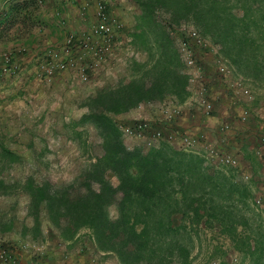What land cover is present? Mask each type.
Wrapping results in <instances>:
<instances>
[{
    "label": "rangeland",
    "instance_id": "obj_1",
    "mask_svg": "<svg viewBox=\"0 0 264 264\" xmlns=\"http://www.w3.org/2000/svg\"><path fill=\"white\" fill-rule=\"evenodd\" d=\"M87 1L90 5L95 0ZM101 1L122 23L119 45L87 82L68 76L75 85L65 92L57 87L49 90L33 83L26 85L16 78L19 75L7 77L12 81L9 87L0 81V242L11 249L21 243L34 247L42 240L69 243L70 250L77 244L102 257L103 264H122L113 251L97 247L89 229L80 227L72 236L63 234L42 205L33 208L25 185L47 184L51 189L89 179L95 189L97 177L115 185L116 178L108 166L97 163L103 154L104 135L91 118H84L89 114L86 103L100 90H115L130 80L149 83L154 73L170 65L167 70L175 69L177 75L186 77L177 95L164 92L159 99L107 114L128 150L138 149L142 154L174 150L196 156L197 172L208 177L202 184L205 196L214 200L217 213L221 209L223 216L220 224L209 218L182 234L187 261L173 259L158 264H250L257 254L254 241H264V205L254 207L251 203L259 186L250 182V191L244 195L239 185L248 187L235 169L219 162L218 153L235 152L241 170L258 176L264 148L255 149V133L249 131H257L264 124V0H214L211 11L210 0H163L149 14L141 6L145 0ZM64 3L58 0L57 6L38 7L42 18L48 15L47 26H32L33 36H41L40 32L66 11ZM79 12L82 16L76 17L74 24L78 21L86 27L91 11ZM222 23L228 24L227 28ZM62 29L64 35L66 27ZM13 35L16 38L12 39ZM26 38L21 24L20 29L16 24L8 27L0 34V50L22 46L24 54L29 55L33 48L26 45ZM169 46L175 59L167 63L169 55L165 53L172 55ZM241 87L250 90V99L239 95ZM204 102L211 104L209 113L204 112ZM240 107L250 112L247 124L236 121ZM135 110L158 112L160 117L130 118L128 113ZM138 120L158 125L163 138L155 139L150 131L132 135L123 132ZM223 122L234 128L230 141L216 130ZM245 125L248 130H244ZM194 128L201 131L192 132ZM91 171L93 178L89 177ZM107 214L116 217L114 205L108 206ZM258 260L264 261V252Z\"/></svg>",
    "mask_w": 264,
    "mask_h": 264
},
{
    "label": "trees",
    "instance_id": "obj_2",
    "mask_svg": "<svg viewBox=\"0 0 264 264\" xmlns=\"http://www.w3.org/2000/svg\"><path fill=\"white\" fill-rule=\"evenodd\" d=\"M163 2L145 0L141 6L149 14L153 6H160ZM214 2L209 1V11L214 10ZM38 7L40 5L32 0L1 5L0 34L15 24L20 29L21 24L27 35L26 45H31L35 39L31 33L32 26H47V19L41 17ZM105 9L113 15L107 7ZM215 15L213 12V17ZM222 24L223 28L228 25ZM14 38L16 35L12 36ZM164 38L168 42V38ZM23 53L24 50L17 54ZM37 53L35 58L40 54ZM165 54L169 55L165 58L167 63L175 59L173 50L172 55L170 52ZM33 63L37 61L33 60ZM166 68L170 69V65L154 73L149 83L130 80L115 90H100L86 103L89 114L84 118H91L98 132L104 135L103 154L97 163L108 166L116 178L115 185L101 177L96 178L95 189L89 184V179L51 189L47 184L25 185L33 208L42 205L63 234L72 236L80 227L89 229L97 247L113 251L122 264H158V261L173 259L187 261V245L182 241V234L205 224L209 218L220 224L223 216V212H219L221 209L217 213L214 200L205 196L202 184L208 177L197 172L196 156L174 150L171 153L149 151L145 154L138 149L128 150L122 145L119 130L108 115L159 99L164 92L177 95L183 90L186 77L177 75L175 69ZM92 174L91 171L89 177ZM239 186L244 195L250 191L249 187ZM110 205L116 209L113 219L107 214ZM230 230L235 232L233 228ZM263 247V240L254 241L253 250L257 254L250 264H260L258 255L264 252Z\"/></svg>",
    "mask_w": 264,
    "mask_h": 264
},
{
    "label": "built area",
    "instance_id": "obj_3",
    "mask_svg": "<svg viewBox=\"0 0 264 264\" xmlns=\"http://www.w3.org/2000/svg\"><path fill=\"white\" fill-rule=\"evenodd\" d=\"M29 0H0V6L7 2H22ZM37 4H42L45 0H32ZM93 20L88 24V28L77 33H68L63 44L58 48H44L42 52L36 56L37 63L34 65V72L37 79L50 81L51 78L62 73H68L80 82H86L90 76L96 74L98 70L106 64L112 55L114 49L119 45L117 37L120 35L119 30L122 23L113 15L106 11L103 1L95 0L92 3ZM88 2L85 1L82 6L85 8ZM82 15V13H80ZM22 51V48L17 49H2L0 50V81L4 77L18 75L22 70V58L17 54ZM239 95L250 99V90L246 87L239 89ZM204 112L209 113L211 104L203 103ZM250 112L240 107L236 121L241 124H247ZM136 122V123H135ZM134 124L124 127L123 132L127 135L134 133L140 134L149 132L155 139L163 138L161 129L154 127L150 122L145 120L135 121ZM244 130H248L249 126L245 125ZM217 132L226 140H232L235 133L234 128L228 122H223L217 125ZM255 133L257 151L264 148V124L258 126L257 131H249ZM170 138V136H168ZM194 142V139H189ZM238 155L235 152L218 153V160L223 165H228L236 170L239 178L245 184L257 182L258 189L251 197L254 207H262L264 205V160L261 161V167L257 177L252 173L241 170L238 162ZM16 256L11 248H8L0 242V264H15Z\"/></svg>",
    "mask_w": 264,
    "mask_h": 264
},
{
    "label": "crops",
    "instance_id": "obj_4",
    "mask_svg": "<svg viewBox=\"0 0 264 264\" xmlns=\"http://www.w3.org/2000/svg\"><path fill=\"white\" fill-rule=\"evenodd\" d=\"M84 3H85L84 0H67V1L65 0L64 4L66 6L65 7L66 11H63L62 13H60L61 15L60 17H55V21H51L52 23L51 27L48 29H43L40 32L41 36L34 37L35 39L33 43L31 44L33 50L30 51L31 53L29 55L24 54L23 57H21L24 63V70L21 74H19V76H16L19 82L22 81V83L26 85L29 83H33V84L39 85L40 89L44 88V89L50 90L51 87H57L65 92L70 91L74 87L75 82L70 81V79H68V76H71V75H68L66 73H62L61 76H55L52 79V81L49 82V84H47L46 81L36 80L33 74V71H34L33 56L35 53L42 51L43 48L50 47V46H53V47L58 46L59 43H61L64 38V35H62L64 32L62 29L63 27L64 28L69 27V29L74 28L75 31H77L76 30V27H77L82 32L87 29V25L93 20V16H92L93 13L91 9L92 2H90V5L88 7L91 11V18L88 21V24L86 25V27L85 25L80 24L78 21H76V24H74L76 17L77 18L81 17L79 9L83 8L82 5H84ZM57 4H58V0H45L43 7H46V6L53 7V6H57ZM88 8H85V9H88ZM67 12L70 14H68ZM47 16L48 15L45 14L44 18L47 19ZM57 19L59 20L58 25L56 24ZM69 23H72V24H69ZM9 79L10 78H7V77L2 78L1 80L2 85L5 87H9L10 84H12V81H7ZM141 113L145 115H142ZM128 116L130 118H137V117L141 118L145 116L152 120L158 119L160 117L158 112L145 113L143 112V110L131 111L128 113ZM194 131L195 133H198L201 130L197 131V128H194L192 129V132ZM67 244L69 243L59 242L58 244H51L46 240L45 241L42 240V241L37 242V244L34 247H31L33 246V244L30 245V243H21L17 246L18 248L12 249V252L16 256L15 264H103V262H101V261H104L102 260V257H100L99 255H95L94 253L90 254L89 252H86L85 249L83 250L81 248L82 245L78 247V245L75 244L73 245L74 246L73 249L70 250L71 248H69ZM96 261H98V263H96ZM260 264H264V261H261Z\"/></svg>",
    "mask_w": 264,
    "mask_h": 264
},
{
    "label": "clouds",
    "instance_id": "obj_5",
    "mask_svg": "<svg viewBox=\"0 0 264 264\" xmlns=\"http://www.w3.org/2000/svg\"><path fill=\"white\" fill-rule=\"evenodd\" d=\"M85 1H87V0H85ZM44 2H45V1H44ZM44 2H43L42 4H40V5H43ZM87 2H88V1H87ZM88 5H89V4H88ZM82 6H83V5H82ZM87 7H89V6H86L85 8H87ZM85 8H81V9H85ZM80 16H82V15L80 14ZM56 24H57V25L59 24V20H58V19H57ZM69 24H71V23H69ZM69 24H68V25H69ZM87 28H88V25H87ZM66 29H68V30H66ZM66 29H65V33H64L63 41H64L65 37L68 35V33H69V27H66ZM70 30L73 31V32H75V33H77V34H80V33L82 32V31L77 30V29H76L77 31H75L74 28H71ZM63 41H62L61 43H59V45L56 46L55 48H58L61 44H63ZM50 47H51V48H54L53 46H50ZM17 48H22V50H24V48H23L22 46H17V47L14 48V49H17ZM46 48H48V47H46ZM43 49H44V48H43ZM41 52H42V51H40V53H41ZM23 54H24V53H23ZM23 54H20L21 57H23V56H22ZM36 54H38V53H35L34 56H35ZM34 56H33V60H35V59H34V58H35ZM34 65H35V64L33 63V69H34ZM104 65H105V64H104ZM104 65H103V66H104ZM103 66H102V67H103ZM102 67H101V68H102ZM101 68H100V69H101ZM100 69H99L98 71H100ZM23 70H24V63H23V61H22V70H21V72H20L19 74H21V73L23 72ZM65 73H66V72H65ZM19 74H18V75H19ZM33 74H34V77L36 78V75H35V72H34V71H33ZM66 74H68V73H66ZM61 75H62V74H61ZM61 75H57V76H61ZM68 75H69V74H68ZM54 77H55V76H54ZM54 77H53V78H54ZM53 78H51L50 81L41 80V79H38V80H40V81H46V82H51ZM36 79H37V78H36ZM88 80H89V79H88ZM86 82H87V81H86ZM83 83H84V82H83ZM154 127L160 128L158 125H157V126H154ZM160 129H161V128H160Z\"/></svg>",
    "mask_w": 264,
    "mask_h": 264
}]
</instances>
